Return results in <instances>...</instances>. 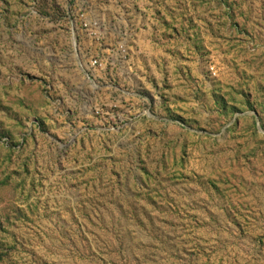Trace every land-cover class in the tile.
Wrapping results in <instances>:
<instances>
[{"label": "rangeland", "instance_id": "374dc122", "mask_svg": "<svg viewBox=\"0 0 264 264\" xmlns=\"http://www.w3.org/2000/svg\"><path fill=\"white\" fill-rule=\"evenodd\" d=\"M0 264H264V0H0Z\"/></svg>", "mask_w": 264, "mask_h": 264}]
</instances>
